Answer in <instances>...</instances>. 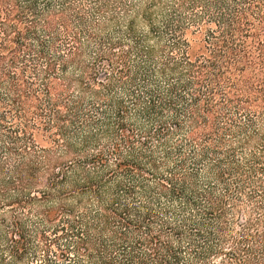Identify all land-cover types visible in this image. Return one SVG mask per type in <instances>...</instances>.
I'll return each mask as SVG.
<instances>
[{
  "label": "trees",
  "instance_id": "obj_1",
  "mask_svg": "<svg viewBox=\"0 0 264 264\" xmlns=\"http://www.w3.org/2000/svg\"><path fill=\"white\" fill-rule=\"evenodd\" d=\"M0 264H264V0H0Z\"/></svg>",
  "mask_w": 264,
  "mask_h": 264
}]
</instances>
